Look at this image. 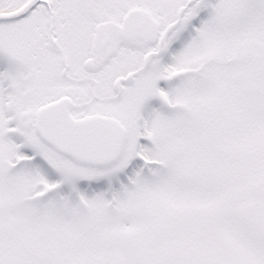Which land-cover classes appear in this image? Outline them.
I'll use <instances>...</instances> for the list:
<instances>
[{"label":"snow or ice","instance_id":"6c2138e0","mask_svg":"<svg viewBox=\"0 0 264 264\" xmlns=\"http://www.w3.org/2000/svg\"><path fill=\"white\" fill-rule=\"evenodd\" d=\"M0 264H264V0H0Z\"/></svg>","mask_w":264,"mask_h":264}]
</instances>
